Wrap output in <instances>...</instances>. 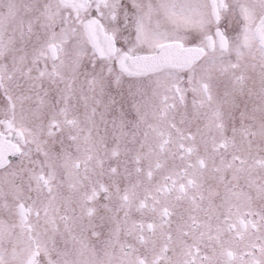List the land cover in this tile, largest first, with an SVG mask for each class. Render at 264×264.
<instances>
[{
  "label": "snow or ice",
  "instance_id": "snow-or-ice-1",
  "mask_svg": "<svg viewBox=\"0 0 264 264\" xmlns=\"http://www.w3.org/2000/svg\"><path fill=\"white\" fill-rule=\"evenodd\" d=\"M0 264H264V0H0Z\"/></svg>",
  "mask_w": 264,
  "mask_h": 264
}]
</instances>
